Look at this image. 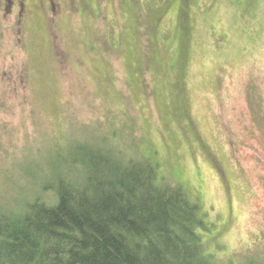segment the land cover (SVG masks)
<instances>
[{
    "label": "rangeland",
    "instance_id": "rangeland-1",
    "mask_svg": "<svg viewBox=\"0 0 264 264\" xmlns=\"http://www.w3.org/2000/svg\"><path fill=\"white\" fill-rule=\"evenodd\" d=\"M88 133L154 156L210 252L264 255V0H0V191Z\"/></svg>",
    "mask_w": 264,
    "mask_h": 264
},
{
    "label": "trees",
    "instance_id": "trees-1",
    "mask_svg": "<svg viewBox=\"0 0 264 264\" xmlns=\"http://www.w3.org/2000/svg\"><path fill=\"white\" fill-rule=\"evenodd\" d=\"M38 152L0 191V264H244L208 250V214L136 145L88 133Z\"/></svg>",
    "mask_w": 264,
    "mask_h": 264
}]
</instances>
